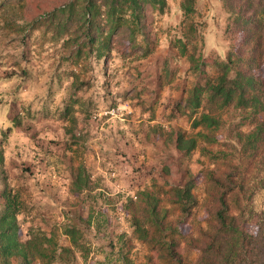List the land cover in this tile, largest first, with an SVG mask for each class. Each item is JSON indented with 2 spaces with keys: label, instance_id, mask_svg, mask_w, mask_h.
I'll return each mask as SVG.
<instances>
[{
  "label": "rangeland",
  "instance_id": "obj_1",
  "mask_svg": "<svg viewBox=\"0 0 264 264\" xmlns=\"http://www.w3.org/2000/svg\"><path fill=\"white\" fill-rule=\"evenodd\" d=\"M19 1L0 11V217L6 191L18 199L22 239L34 230L56 234L67 246L65 226L77 227L82 243L91 248L87 261L76 253L70 262L55 264H125L126 259L164 264L158 252L134 237L126 200L154 180L167 190L193 180L200 205L182 232L197 235L198 228H208L201 164L207 159L198 151L189 157L180 153L174 141L166 142L153 129L195 134L182 115L185 104L216 73L215 62L226 61L244 36L227 32L229 14L222 0H196L191 15L182 9L184 0H168L164 14L148 10V28L138 37L142 47L152 48L149 57H126L128 46L118 45L107 65L92 57L75 67L66 38L45 33L42 24L56 8L80 0ZM10 7L19 17L14 30L2 19ZM190 27L196 29L190 49L200 60L195 70L175 48ZM256 73L264 79V65ZM251 120L250 112L229 107L218 143L210 147L227 154L243 173L251 167L239 136L252 129ZM79 171L81 189L73 185ZM230 204L238 212L234 199ZM263 210L264 192L254 198V215L242 225L246 232L257 234ZM178 251L183 264H201L200 253L187 250L185 243Z\"/></svg>",
  "mask_w": 264,
  "mask_h": 264
},
{
  "label": "trees",
  "instance_id": "obj_2",
  "mask_svg": "<svg viewBox=\"0 0 264 264\" xmlns=\"http://www.w3.org/2000/svg\"><path fill=\"white\" fill-rule=\"evenodd\" d=\"M12 0L0 2V11ZM21 2L18 0V3ZM229 14L227 32L242 34L243 44L229 53L226 61L215 62L216 73L196 87L188 98L182 115L189 118L195 134L153 129L166 142L174 141L176 149L192 156L196 151L207 159L201 161L205 183L204 205L210 215L208 228H198L197 235L182 232L184 221L193 215L200 201L194 193L193 180L169 190L153 183L128 197L125 209L131 217L134 237L150 251H156L164 264H183L178 248L185 243L189 251L200 253L201 264H264V210L257 234L246 232L242 225L254 215V198L264 192V79L257 75L264 65V0H222ZM5 5V6H4ZM14 5V4H13ZM196 0H184L186 15L196 13ZM168 0H80L56 8L43 19L45 33L54 38H66L64 47L68 59L77 67L94 58L107 65L118 45H127L124 55L132 59L149 57L153 50L138 41L148 28V10L164 14ZM13 7L2 14L10 30L17 29ZM15 27V28H13ZM194 27L186 28L175 48L187 58L192 70L200 60L190 49ZM229 107L252 115V129L240 134L243 149L250 160L251 170L243 173L223 152L210 147L218 143L217 132ZM21 125V122H18ZM256 168V169H254ZM81 169V168H80ZM258 170L256 179L251 175ZM79 171L73 185L82 188ZM6 204L0 217V264H55L70 262L79 253L87 261L91 248L81 241L77 227L65 226L63 235L69 245L62 246L56 234L31 230L22 239L20 213L16 196L4 192ZM238 203L237 209L231 200ZM131 248V247H130ZM153 256H148L151 263ZM125 264H132L126 259Z\"/></svg>",
  "mask_w": 264,
  "mask_h": 264
},
{
  "label": "built area",
  "instance_id": "obj_3",
  "mask_svg": "<svg viewBox=\"0 0 264 264\" xmlns=\"http://www.w3.org/2000/svg\"><path fill=\"white\" fill-rule=\"evenodd\" d=\"M136 198V197H135Z\"/></svg>",
  "mask_w": 264,
  "mask_h": 264
}]
</instances>
